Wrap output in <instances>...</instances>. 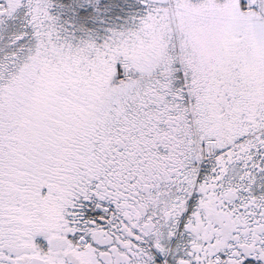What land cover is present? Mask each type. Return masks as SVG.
Masks as SVG:
<instances>
[{
	"label": "snow or ice",
	"instance_id": "obj_1",
	"mask_svg": "<svg viewBox=\"0 0 264 264\" xmlns=\"http://www.w3.org/2000/svg\"><path fill=\"white\" fill-rule=\"evenodd\" d=\"M0 264H264V0H0Z\"/></svg>",
	"mask_w": 264,
	"mask_h": 264
}]
</instances>
